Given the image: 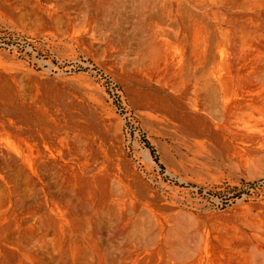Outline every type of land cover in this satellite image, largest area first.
I'll list each match as a JSON object with an SVG mask.
<instances>
[{"label": "rangeland", "instance_id": "obj_1", "mask_svg": "<svg viewBox=\"0 0 264 264\" xmlns=\"http://www.w3.org/2000/svg\"><path fill=\"white\" fill-rule=\"evenodd\" d=\"M0 264H264V0H0Z\"/></svg>", "mask_w": 264, "mask_h": 264}]
</instances>
